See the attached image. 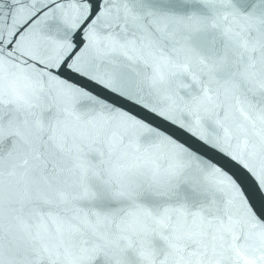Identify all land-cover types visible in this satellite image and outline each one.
<instances>
[{
    "label": "snow or ice",
    "instance_id": "obj_1",
    "mask_svg": "<svg viewBox=\"0 0 264 264\" xmlns=\"http://www.w3.org/2000/svg\"><path fill=\"white\" fill-rule=\"evenodd\" d=\"M0 264H264V0H0Z\"/></svg>",
    "mask_w": 264,
    "mask_h": 264
},
{
    "label": "water",
    "instance_id": "obj_2",
    "mask_svg": "<svg viewBox=\"0 0 264 264\" xmlns=\"http://www.w3.org/2000/svg\"><path fill=\"white\" fill-rule=\"evenodd\" d=\"M3 2H4V3H6V2H7V0H3Z\"/></svg>",
    "mask_w": 264,
    "mask_h": 264
}]
</instances>
